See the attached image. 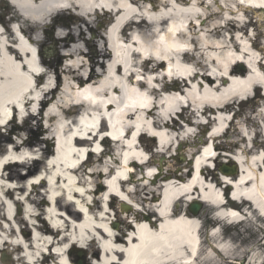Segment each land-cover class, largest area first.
I'll use <instances>...</instances> for the list:
<instances>
[{
	"label": "bare ground",
	"instance_id": "1",
	"mask_svg": "<svg viewBox=\"0 0 264 264\" xmlns=\"http://www.w3.org/2000/svg\"><path fill=\"white\" fill-rule=\"evenodd\" d=\"M217 1L215 0L214 4L213 1L207 3V11H203L200 7H203L204 2L201 0L193 3L188 0H163L159 6L157 0H18L16 4L20 14L17 13L14 18H22L20 32L27 31L30 37L29 45L38 46L39 49L44 47L45 42L41 32L47 26L46 21L55 14L58 4L74 10L76 14L62 20L55 30V37L50 39L52 47L47 50L49 55L40 58L38 62L31 54L30 47L15 42L12 30H5L6 41L15 42L16 49L5 45L3 34L0 35V123L6 120L13 105L25 112L26 116L22 122L26 124L32 117L29 112L32 104L36 103L41 107L52 104L50 102L54 99L58 85L51 88L42 82L41 87L32 86L30 72L47 65L36 82L49 77L52 70H55L58 78L56 67L63 59H68L74 54L88 57L77 46V43L85 40V34H92L95 39L85 42L93 50L88 65L93 67V72L91 71L89 76L83 75L80 72L81 66L74 63L65 66L61 72L65 78L74 82V86L70 94L64 95L61 105L49 112L58 124L54 136L57 148L52 151L51 162L41 168L47 180L45 186L52 194L46 201L55 208L62 209L54 208L49 214L50 219L56 221L58 216L65 215L73 225L65 221L60 226L64 232L63 237L51 242L49 237L58 232L54 233L44 224H32L28 245L21 250L25 253L24 257L13 259L5 254V258L8 257L13 264H40L39 260H35L40 251L38 244L57 248L60 244L70 242L67 234L73 226L71 231L76 234V238L83 236L87 231L100 233L103 239L98 241L103 252L102 264H218L217 256L220 254L226 260H234V264L239 261V264L246 261V264L261 263L264 256L258 253L257 249H239L232 242L221 240L220 230L211 233L212 245L217 249L213 246L209 250L204 249L202 245H198L200 233L197 215L189 211L175 212L174 209L170 212L173 201L179 198L175 202L176 206L197 201L215 209L220 216L229 214L230 218H225L229 222L238 220L235 213L224 210L221 191L218 190L220 182L219 186L216 183V187L211 185L212 182H208L207 169L202 167L212 163L211 159H207L210 151L205 148L206 144L202 146L205 148L203 155L194 160L193 154L199 149L196 141L190 142L193 137L190 129H185L173 120L171 124L165 122L171 119V114L178 109L182 97L183 100L187 99L195 110L203 109L206 113H214L217 108L227 109L225 102H233L237 97L245 99L254 85L260 86L264 91V56L254 53L253 48L242 45V37H235L234 34L229 41L222 37L224 30L233 34L243 30V26L236 27L238 23L227 18L225 29L222 28V7L216 4ZM247 1L259 8L258 13L264 14V0ZM101 6L105 9H101L103 18L97 11ZM224 9L231 11L227 4ZM111 10L116 12L117 20L111 21L102 35L98 29H93L94 22L100 26L109 22ZM127 19L128 21L124 22ZM188 21L192 22L186 28ZM123 22L126 23L125 27L117 31ZM83 27H86V30ZM190 43L193 44L191 48L201 64L195 61L194 56L181 53L183 47H188ZM56 44L60 50L67 53L55 55L53 47ZM94 44H99L98 49L94 48ZM230 50L238 53L239 58H231L228 55ZM51 56L54 58H50ZM194 62L201 65L204 71L201 75L191 74L189 77L188 63ZM205 65L212 68L209 73L205 71ZM163 73L169 77L174 76L175 79L176 75L183 77L187 82H167ZM139 76L142 77V82L135 79ZM80 112L84 114L80 116ZM76 113L77 116L74 115ZM103 118L109 125L111 136L119 142L116 145L115 158H110L106 163L98 161L101 166L95 173L107 180V187L101 184L102 190L97 194V199H94L86 197V191L81 188L85 182L78 177L80 169L72 172L69 167L77 164L83 157V148L86 147V142L77 139L81 136L79 133H87L91 127H96L99 121L100 127L106 126ZM259 119L263 123L262 129L257 122ZM68 120L75 128L73 133L72 128L65 122ZM219 120L223 125L221 117ZM186 123L191 125L189 117ZM29 127L26 129H30ZM14 128L18 129L15 126L12 130ZM146 130L157 136L161 146L165 147L163 153L170 154V159H174L171 154L174 144L185 147L182 152H176V157L183 158L185 162L179 167L178 173H159V186L151 188L149 184L142 187L139 184V189L133 188V191L125 192V197L123 190V193L117 190V179L118 176L124 177L128 171L127 162H140L144 157L137 147L133 146V142L139 132ZM123 132L126 136L122 139ZM235 132L238 139L231 144L234 148L230 150L234 157L231 164L237 167L234 163L236 162L241 171L235 179L231 178L234 177L231 174L222 175L221 178L233 186V198L245 199L264 216V152L237 151L254 144V135L264 136V101L258 105V113L254 117L240 120ZM3 140L8 142L11 150L1 148V159L4 155L19 157L20 150L27 146L26 141H13L8 135ZM205 140H201V143ZM188 158L191 162L186 165ZM164 161L166 158H161L160 163ZM158 164L159 161H153L148 169L158 167ZM13 166L18 167L17 164ZM114 169L118 170L116 174ZM155 170L157 171V168ZM145 176L138 181H150L154 178L152 175ZM173 182L176 186H171ZM42 184L44 181L39 185ZM29 187L33 189L32 185ZM0 189L3 191V197L10 196V188L3 185ZM14 189L18 190L16 187ZM110 192L121 198V203L130 208L129 212L123 214V227L118 230L116 236L109 234L101 226L91 227L89 215L83 218L77 211L85 213L86 205L91 204L88 208L89 214L95 220H101L99 216L108 213L106 205L101 204V198ZM140 193H145L150 198H140ZM132 195L136 197H132L134 201H129L127 197ZM29 198L30 195H27L25 200L28 201ZM59 202L62 204L58 205ZM34 203L37 206L36 202ZM133 203H136L137 207L134 208ZM4 208L5 204L0 200V220L7 223L22 222V219L16 216L11 219L9 210L4 213ZM61 211L62 215H59ZM98 212H101L99 216ZM251 215L256 217L255 212ZM30 216L38 218L36 213ZM151 216L155 217L157 223L150 219ZM129 219H134V229L129 224ZM19 229L9 225L0 226V246L7 245L3 236L16 237ZM130 230L133 231V236H129L125 242L124 237ZM262 234L264 235V230ZM95 240L93 237L89 242ZM14 249L20 251L21 247L16 244ZM63 256L49 254L41 263L52 260L54 264H73L69 257L64 259ZM55 259L58 260L57 263ZM0 264L7 263L0 260Z\"/></svg>",
	"mask_w": 264,
	"mask_h": 264
},
{
	"label": "rangeland",
	"instance_id": "2",
	"mask_svg": "<svg viewBox=\"0 0 264 264\" xmlns=\"http://www.w3.org/2000/svg\"><path fill=\"white\" fill-rule=\"evenodd\" d=\"M163 0H157V6H159L160 2ZM196 1V0H193ZM204 2L203 7H200L201 10L207 11L208 4L210 3L211 0H201ZM215 2V0H213ZM144 2V0H142ZM213 2V4H214ZM236 0H218L216 2L217 5L222 7V20L220 21L221 25H224L225 21L224 19H234V20H239L241 24H243L245 21L249 20V26L245 25L244 30L242 31H235V37H242V45L244 46H249L250 43H253L254 49L256 51H260L262 53V56H264V14H260L258 12H249L246 14L244 17L242 15L241 9H236ZM229 5V8L231 11H226L224 9L225 5ZM222 5V6H221ZM6 7L10 9V15L2 16L1 21L4 24L6 28H13L16 29V26H10L9 25V19L11 15L14 17L17 14V11L9 5L7 0H0V12H2V8ZM148 8L149 6L146 5ZM213 9H215L213 7ZM211 10V8H210ZM200 11V10H198ZM75 16L73 13H66V14H58L56 17L52 18L51 23L53 25V28L51 30H48V27H45L44 30L41 32L42 38L45 40L44 42V47L41 48L42 50L44 48H51V38L55 37V30L59 26V24L62 23V20L64 21V18L67 19L70 16ZM102 16V15H100ZM103 18V16H102ZM95 19V17H94ZM113 17H110L109 22H105L103 25H99L96 21L94 22V28L93 29H98L100 33L103 35L106 27L111 23ZM22 19L20 18L19 23H21ZM72 26V25H71ZM239 24L236 25L238 27ZM251 27V28H250ZM83 29L86 30V27H83ZM229 32V31H228ZM222 37L225 38L227 41L228 39V34L225 33V31L222 32ZM91 39H95V37L92 34H85V40L77 43L78 48L82 50L84 55L88 56L87 58H83L79 55L74 54L68 59H63L62 62L56 67V73L58 72V78L56 77L55 70H52L51 74L49 77L44 78V80L41 81L45 82L48 86L51 88L56 87L58 85V89L55 91L54 99L52 98V104H46L45 106L41 107L38 104H32L30 107L29 112L32 113V117L29 118L28 123L20 122L19 119L14 118V120L3 130H0V149H6L8 151L11 150V146L8 145V142H5L3 138L5 136H10L13 141L17 142H22L26 141L27 146L23 149L20 150V156L19 157H11L14 160L17 159L19 160L21 157L26 156L27 158H30L31 161H28L27 163L22 164L21 166L15 167V166H10L6 168L4 173H2V180L0 181V186L5 185L6 188H10V196L8 197H3L2 192L0 189V200H2L5 204L4 208V213L6 210H9L11 214V219H14L15 216L16 218L22 219V222L19 224L16 221H10V222H5L3 220H0V226L3 227V225H9L10 227L14 228L18 227L20 228L16 232V237L12 238H6L2 237L4 241L7 242V245L5 247L0 246L1 251V258L3 256L8 255V257L17 258V255L19 256L20 253H23L21 250H23L24 246L28 245V241L30 240V233H31V227L32 224H44L46 227L50 228L52 227L54 230L60 229L61 231L58 234V239L63 237L64 232L62 231V226L64 222L66 221L67 217L65 215H62V211L60 212L58 216V220H53L50 219L49 214L54 210V206H52L49 202L46 200H49L51 197V193L48 190V188L45 186V181L44 184L39 185V186H33V189L29 187L31 185L30 183H37L40 177H44L42 174V167L44 166L46 161H51V155L53 149L57 148L56 145V138H54L57 128L56 126L58 125L56 123V120L53 116H50V111L58 108L61 105V101L63 100V97L65 94H70L72 92L71 88L74 86V82L70 79H67L63 76L61 73L62 70L65 68V66L70 65L74 63L77 66H81L80 72L85 75L89 76L91 74V71L93 72V67H89V59L93 56V50L90 49L85 42L90 41ZM72 43V41H69ZM99 44H94V48L98 49ZM37 46H30V51H34ZM55 51V55L62 54L64 55L67 53L66 51H62L59 49L58 45L56 44L53 47ZM95 51V49H94ZM97 52V51H96ZM196 55V54H195ZM228 55L233 58L237 59L239 58V54L236 53L235 51L230 50L228 52ZM197 56V55H196ZM95 57V56H94ZM50 58H54V56H51ZM86 64V66L84 65ZM47 68V65H45ZM239 68V67H237ZM240 69V68H239ZM95 72V71H94ZM155 77V76H154ZM153 77V78H154ZM260 103L251 101L245 104H241L238 106V120L233 122V124L230 126L229 131L225 135L223 141L219 140V149L224 150V151H230L231 149H234L233 146L231 145L232 143L236 142L238 139L236 137V130L238 128V124L241 119H245L246 117H254L258 113V105ZM55 107V108H54ZM236 108V105H234V108ZM84 112H80V115ZM77 116V113L74 114ZM66 123H70V121H65ZM258 125L261 124V120H257ZM17 127L18 129H13V127ZM28 126H30V129H26ZM205 128V127H204ZM204 128H199L197 131L201 132L205 130ZM75 128H72V132ZM105 129V126H102V130ZM254 129H252L253 132ZM11 131V132H9ZM191 133L196 131L195 127L190 128ZM10 133V134H9ZM17 134L19 136L17 137ZM253 136V135H252ZM255 136V135H254ZM20 138V139H19ZM54 138V139H53ZM148 137H143L140 142L143 147H145L146 151H149L152 153L153 161H159L158 166L160 167L159 173H164V174H169V173H178L179 172V167H181L184 164L183 158H177L176 157V152H182L185 147H182L181 145L178 146L177 144L175 145L176 147L172 148L171 154L174 153L173 158L170 159V154H159L156 155L154 154V149H153V144L149 143L147 141ZM204 137L201 133L196 135V137H192L190 142L195 143L197 142V147L198 149L202 147L204 143H201V140H203ZM256 143L257 145L254 144L255 149H260L262 146H264L261 141L262 137L261 136H255ZM247 147V146H246ZM3 154L2 151H0V155ZM113 158H115L113 156ZM161 158H166V161L164 163H160ZM4 160V159H3ZM110 158L107 157L105 160H102V163H106L109 161ZM3 161L0 160V166ZM189 158L188 161L186 162V165L188 163L189 165ZM215 164L218 166L225 165L227 167H230L231 163L229 162H223L222 160H217L215 161ZM212 165V163H211ZM101 164L99 162H96L93 157H90L88 161V166L85 168H82L77 174L78 177L82 178V180L85 182L81 188L86 191L85 195L86 197H92L97 199V194L101 192V184H104L105 179L103 176H100L99 174H96L95 171L99 170V167ZM155 170H151L147 173V175H150L154 173ZM207 179L209 181L210 178H212L218 185H219V176L217 175L216 172L212 173L210 170L207 169ZM145 176L143 174V171L141 170L140 174L137 176L135 179V182L133 186H129L128 190L133 191V188L139 189V186L149 184L151 188H155V186L160 185V179H158L157 176L152 178L150 181L147 179L140 180L142 176ZM146 177V176H145ZM47 182V180H46ZM138 182V183H137ZM140 184V185H139ZM221 186V183H220ZM18 188L14 189V188ZM90 189V190H89ZM228 191V190H227ZM124 196L126 197V194L123 193ZM30 195V198L28 201L25 200L26 196ZM147 197L150 198V196L145 195V193H140L139 197ZM135 198V195L128 196L127 199L129 201L133 200ZM44 200V202H43ZM134 201V200H133ZM37 206H35V203ZM141 202V201H139ZM62 204L61 202L58 203V205ZM134 208L137 207L136 203H133ZM193 203H183L180 206H178L177 210L179 212L183 211H189L190 205ZM111 210L106 213L102 214L99 216L101 212H98L97 215L101 220H95V218L89 215V221H90V226H101L104 228L105 231H107L109 234H117L118 230L123 227L122 220L123 214L125 212H122L120 210V203L117 200H112L111 202ZM202 206L197 214V222L198 224H201L202 229L200 231V236L202 239L205 238L206 230L208 226L212 224L214 221V216L212 218L213 212L215 209L206 206V205H201ZM55 209H60L59 207H56ZM62 210V209H60ZM98 211V210H97ZM142 212V211H141ZM38 214V218H34L33 216H30V214ZM143 213V212H142ZM3 214V211L1 212ZM145 215V214H144ZM18 223V224H15ZM56 225V226H55ZM73 227V226H71ZM71 227L69 228L68 232V238L71 240L70 242H66L63 244H60L57 248L53 247L51 248L50 252L55 253V254H61L64 255V259L70 258L73 264H102L101 258L103 256V252L101 250V246L99 244V240L103 241L101 238V235L99 232L96 231H87L83 234L81 237L76 238V234L71 231ZM255 225L253 223H248L244 222L241 225L237 226H231L227 227L226 229H221L220 237H229L230 240L232 241L233 245L235 247H238L239 249H247V248H254L257 249L256 251L258 253L263 254L264 256V239L261 240L263 235H260L258 232H255L254 230ZM0 234H2L0 232ZM133 236V232H129L126 237H124L125 242L128 241L129 236ZM94 237L96 239L94 242L90 243L89 241ZM27 240L26 242L24 241ZM57 240V239H56ZM109 240H107L108 242ZM77 242V243H74ZM74 243V244H73ZM19 245L21 247L20 251H16L14 249L15 245ZM39 250L40 251H47L46 246L42 243L38 244ZM263 245V247L261 246ZM81 247H83L81 249ZM203 248L207 250V244H203ZM25 254V253H24ZM5 258L3 261L7 264H13L9 258ZM56 262H58L57 259H55ZM218 264H228L225 259L221 256L217 257ZM246 264V262L244 263Z\"/></svg>",
	"mask_w": 264,
	"mask_h": 264
},
{
	"label": "water",
	"instance_id": "3",
	"mask_svg": "<svg viewBox=\"0 0 264 264\" xmlns=\"http://www.w3.org/2000/svg\"><path fill=\"white\" fill-rule=\"evenodd\" d=\"M221 170H222V168H221ZM223 171H225V170H223ZM228 173H230V174H235V169H232V170L229 171ZM199 209H200V207H199V206H196V205H193V206H191V208H190V210H191V212H192L193 214H197L198 211H199Z\"/></svg>",
	"mask_w": 264,
	"mask_h": 264
}]
</instances>
